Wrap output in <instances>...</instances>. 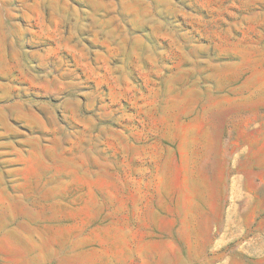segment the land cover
<instances>
[{"label": "rangeland", "instance_id": "obj_1", "mask_svg": "<svg viewBox=\"0 0 264 264\" xmlns=\"http://www.w3.org/2000/svg\"><path fill=\"white\" fill-rule=\"evenodd\" d=\"M0 264H264V0H0Z\"/></svg>", "mask_w": 264, "mask_h": 264}, {"label": "crops", "instance_id": "obj_2", "mask_svg": "<svg viewBox=\"0 0 264 264\" xmlns=\"http://www.w3.org/2000/svg\"><path fill=\"white\" fill-rule=\"evenodd\" d=\"M241 183L237 181L234 185V193L237 197L241 196ZM243 207H233L230 211V216L228 220V229H240L244 224L246 218L252 210L253 200L251 198L243 200ZM252 202V203H251Z\"/></svg>", "mask_w": 264, "mask_h": 264}]
</instances>
